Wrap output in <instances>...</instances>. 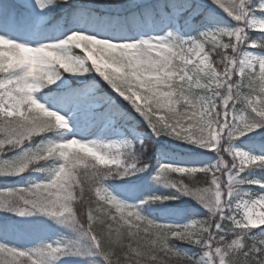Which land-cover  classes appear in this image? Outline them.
I'll return each instance as SVG.
<instances>
[{
	"label": "snow or ice",
	"instance_id": "6c2138e0",
	"mask_svg": "<svg viewBox=\"0 0 264 264\" xmlns=\"http://www.w3.org/2000/svg\"><path fill=\"white\" fill-rule=\"evenodd\" d=\"M0 264H264V0H0Z\"/></svg>",
	"mask_w": 264,
	"mask_h": 264
},
{
	"label": "trees",
	"instance_id": "16d2710c",
	"mask_svg": "<svg viewBox=\"0 0 264 264\" xmlns=\"http://www.w3.org/2000/svg\"><path fill=\"white\" fill-rule=\"evenodd\" d=\"M33 175H39V174H38V173H34ZM9 183H11V182H9ZM176 222H182V220L177 219ZM56 235H58V233L55 232V231H53V232L49 233V235H48L47 238H48V239H51V238H53V237L56 236Z\"/></svg>",
	"mask_w": 264,
	"mask_h": 264
}]
</instances>
